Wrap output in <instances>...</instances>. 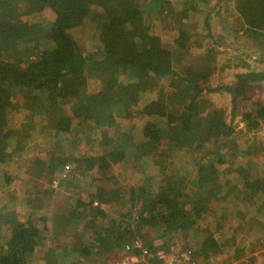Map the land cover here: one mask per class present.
<instances>
[{
    "label": "trees",
    "instance_id": "1",
    "mask_svg": "<svg viewBox=\"0 0 264 264\" xmlns=\"http://www.w3.org/2000/svg\"><path fill=\"white\" fill-rule=\"evenodd\" d=\"M197 2L211 4L191 0L190 7L179 10L173 0H0V167H7L0 176L9 187L14 179H23V184L12 186L8 199L0 196V264H35L36 256H42L44 264H103L111 260V252L122 251L125 242L135 238L152 251L170 252L177 245L178 252L200 251L204 260L227 248L232 264H264V251L249 256L247 245L239 244L236 232L248 224L246 217L235 223L242 207L233 205L241 201L250 209H264V165L257 173L248 169L241 180L242 172H231L239 156L251 157L257 149L253 133L264 117V101L250 97L249 84L264 81V69L251 70V58L228 47L223 51L213 39L210 51L191 55L190 35L182 24L188 16L185 9ZM250 4L239 23L264 31V0ZM62 17L73 26H55ZM158 22L174 32L171 47L157 32ZM19 26L39 34L15 39ZM220 54L243 70L232 73L230 83L213 86L207 82ZM150 89H159L167 99L151 98ZM20 93L24 103L10 111ZM228 96L229 103L219 105L216 97ZM240 99L247 102L243 108ZM138 101L144 104L135 110ZM121 110L143 119L140 134L156 151L154 173L136 188L127 186L116 194L106 170L116 161L120 166L133 159L136 148L130 132L134 125L126 129L115 118ZM241 122L245 129H237ZM90 140L98 142L95 152L81 153L80 144ZM26 155H31L28 167ZM14 156L18 171L10 165ZM227 163L225 172L232 182L217 180L213 168ZM23 167L29 173L43 169L44 178L59 179L61 187L84 183L90 200L71 210L56 209L52 227L33 225L18 211V203L26 194L29 206L41 202L46 208L47 189L30 188ZM125 173L119 167L115 184L121 186ZM88 177L92 179L86 184ZM106 199L112 200L116 214L103 207ZM41 212L33 214L39 217ZM67 223L81 229L70 233ZM149 230L157 231L153 239H148ZM252 230L249 224L248 233ZM166 233L187 239L154 243ZM162 261L155 255L138 264Z\"/></svg>",
    "mask_w": 264,
    "mask_h": 264
},
{
    "label": "rangeland",
    "instance_id": "2",
    "mask_svg": "<svg viewBox=\"0 0 264 264\" xmlns=\"http://www.w3.org/2000/svg\"><path fill=\"white\" fill-rule=\"evenodd\" d=\"M174 5L177 9L182 10L185 7L191 6V0L185 2L184 0H173ZM252 8L250 4V0H211L210 5L201 4L200 2H197L194 4L193 7L189 9H185V11H188V16L185 17L183 20L182 28L188 32L190 35V40L192 43L191 47V55L201 54V53H207L211 50L212 45L210 43V40L213 39L214 42L222 49L223 51L226 50L225 47H228L227 45H232L236 48H238L241 52L246 53L251 63V70L254 71H261L264 69V57L262 56L264 54V31L263 30H250L245 22L239 23V21L244 18L243 13L246 11H249ZM70 24L73 26L74 22L71 21ZM68 21L65 20L64 17L60 18L58 23L55 26L58 25H70ZM164 23H157V32L162 36L164 45L166 47L172 46V38L173 33L170 30H167V27L164 26ZM240 25V27H239ZM15 32L13 33V38H18L20 36H23L26 34L27 36L30 35V37H36L39 33H33L30 32L32 28H25L23 26L15 27ZM54 31L51 30V36L50 38L53 39ZM209 33L208 36H204V39L201 38V35H205ZM82 42V38H81ZM46 43H48L46 41ZM207 43V44H206ZM230 48V47H228ZM232 49V48H230ZM235 50V49H234ZM87 52H89L87 50ZM234 61L231 59L225 58L224 55H219V60L217 62V69L215 70V73L213 75V78L209 79L207 84L210 85H218V83L225 82L230 83L233 80L232 73L235 71L243 70V68L235 69L233 68ZM95 85L93 84L92 87ZM148 95L151 98H158L163 99L164 97L167 99L168 96L164 95V93L160 92L159 89H153L148 90ZM249 94L250 97L253 99H260L264 101V81L260 83H250L249 84ZM216 95H214L215 97ZM217 101L219 102V105H223L222 103H229L231 96H228L226 98L222 97H216ZM140 99H143L141 96ZM19 103V104H17ZM24 103V98L22 96V93L18 94L16 96V101L12 103V107L10 108V111H13L16 109V104L20 105ZM144 104V101H138L137 105H134L133 107L135 110L140 109ZM247 105V102L244 99H240L239 107L243 108ZM22 110V109H19ZM133 111V109L131 108ZM23 114V112L21 111ZM22 114H17L18 120H21ZM127 116L124 111H118L115 118L117 122L119 123V126H123L126 129L127 127L134 125V128L130 131L131 134L134 136V140L136 143V148L134 152V158L129 159L124 162V164H120L118 161H112V163L115 162L114 165H112L111 168L106 170V176L108 178L107 183L109 185L110 189H113L114 192L116 191V194H121L125 192L126 189H128L127 186H129L130 189L136 188L135 186L139 185V183L142 181L144 176H148L149 174L154 173L153 164H152V156L154 155L156 151L155 145H153L150 142H147L143 139L142 135L140 134L141 130L139 129L140 126L143 124V119H141L139 116ZM237 122V121H236ZM116 128V125H110L111 133H114V130ZM237 129H245L244 123L241 122L237 125ZM136 133V134H135ZM258 144L257 149L255 152V155L251 157L243 158L239 156L240 159H238V162L235 163V168L231 169V172L238 173L242 172L243 175L239 176V179H243L245 176H248L246 171L248 169H254V172L257 173L260 166L264 165V117H261L259 119V125L254 131V133ZM40 136V135H39ZM102 141L103 143H106V140L103 138H98L97 141ZM95 140L90 141H84L80 144V152H88L92 153L95 152L98 142ZM42 149V148H41ZM13 152H15V156L18 152L16 147H13ZM21 153H24L21 151ZM36 153L33 154V156ZM14 156V157H15ZM30 156L23 157V162H25V166L28 167L29 165V159ZM16 161L14 164H10L16 171L20 169V167L17 164V157H15ZM112 160H116L112 158ZM240 160V162H239ZM33 161L31 159V166L33 165ZM121 161V160H120ZM255 161L254 164H250V167L248 166V162ZM228 163L220 168H213V172L216 173L217 180H223L226 182H232V178L229 176V173L225 172L226 168L228 167ZM5 167H0V174L3 173V169L7 170L6 164ZM10 167V166H8ZM119 167L126 170V173L123 175L125 178L122 179L121 186H119L117 183L115 184V180L117 177V173L119 170ZM22 171H25L24 174H26V177L29 179V186L30 188H33L36 191L41 190V188L47 189L46 193H43V196L45 197V201L48 200V206L44 208L43 204L39 202L34 203L32 205L29 202L30 199L28 196L22 195L21 199L18 203V211L22 214H26L28 217V222L33 225H39L41 227H52L55 225V221L53 218V214L59 207L65 209H74L76 205H78L81 201H89L90 200V194L86 190L84 183L79 185H73L71 186H60L59 179H56L54 181L49 182L48 179L44 178L43 169H36L35 171H31V173L28 172V169H25V167L21 168ZM74 173V171H72ZM68 175H71L67 172ZM247 174V175H246ZM47 176V175H46ZM91 177H88L86 184H89L91 182ZM22 178H16L13 181L14 187H18L19 185L23 184ZM129 182V183H127ZM12 185V186H13ZM12 186L9 187L8 184L5 182L3 176H0V196L9 198V193L12 191ZM55 188L53 191H50L49 189ZM113 187V188H111ZM116 187L121 188L116 189ZM71 188V189H70ZM215 190L214 188L211 190ZM23 191L19 192L22 193ZM217 192V190H216ZM48 194L51 198H48ZM220 194V193H219ZM38 196V195H37ZM38 198H36L37 200ZM97 198L94 199V204L97 205L100 203L97 202ZM35 201V200H33ZM111 199H106L103 203V207L110 213L116 214V207L111 203ZM237 202V201H236ZM41 203V204H40ZM239 204H235L233 202L234 207H237L238 205L242 207L241 212L238 214V218L236 217L235 223L239 224L242 219L245 217L247 218L248 225L250 224V228L253 227L252 232L248 233V225H243L240 228H238V232H236L237 240L239 241V244L247 245V255H258L262 251H264V209H250V207L245 206L243 202H238ZM250 204V203H248ZM41 215L37 217V215H34L35 211L41 210ZM24 217V216H23ZM22 217V219H24ZM42 217H44V221L41 220ZM210 220V219H209ZM253 222V223H251ZM82 223H85L84 221ZM81 223V225H82ZM70 227V224H65ZM70 233H74L76 230H80L81 228H67ZM148 239L154 238L157 231L155 230H149ZM61 233L59 232V235ZM171 233H166L161 238L155 239L154 243H160V244H171V237L176 243H182V241H186L187 238H184L181 235H173ZM219 240H221L220 236L217 235ZM65 238H60V240H64ZM237 242V241H236ZM56 242L52 241L50 243V246L55 247ZM174 248H178L177 245L172 246ZM171 247V248H172ZM40 248V247H39ZM38 248V249H39ZM56 252L55 248H52V254H54V250ZM40 251H44V249H40ZM120 251V249H119ZM232 254L227 251V248H222L219 251L212 252L210 255L211 257L206 258L202 260V254L200 251H196V256L198 260V264H232L228 260V256ZM56 255L59 257L58 259L60 261H63L64 258L62 255L58 254L56 252ZM38 259H35L33 262L35 264H44L45 259L43 260L42 256H36ZM111 260L109 259L107 263L103 264H123V258H124V250L116 253L111 252ZM101 264V263H99Z\"/></svg>",
    "mask_w": 264,
    "mask_h": 264
},
{
    "label": "built area",
    "instance_id": "3",
    "mask_svg": "<svg viewBox=\"0 0 264 264\" xmlns=\"http://www.w3.org/2000/svg\"><path fill=\"white\" fill-rule=\"evenodd\" d=\"M172 247V246H171ZM123 264H138L147 261L153 256L163 259L162 264H198L191 251L178 252V248L172 247L170 252L163 249L152 251L146 247L142 240L135 238L124 244Z\"/></svg>",
    "mask_w": 264,
    "mask_h": 264
},
{
    "label": "water",
    "instance_id": "4",
    "mask_svg": "<svg viewBox=\"0 0 264 264\" xmlns=\"http://www.w3.org/2000/svg\"><path fill=\"white\" fill-rule=\"evenodd\" d=\"M227 46L230 47V48H232V49L237 50L239 53L245 54V56L249 58V56L246 53L241 52L238 48H236V47H234L232 45H227Z\"/></svg>",
    "mask_w": 264,
    "mask_h": 264
},
{
    "label": "crops",
    "instance_id": "5",
    "mask_svg": "<svg viewBox=\"0 0 264 264\" xmlns=\"http://www.w3.org/2000/svg\"><path fill=\"white\" fill-rule=\"evenodd\" d=\"M37 226H39V225H37ZM57 233L59 232V231H56ZM61 233V232H60Z\"/></svg>",
    "mask_w": 264,
    "mask_h": 264
}]
</instances>
